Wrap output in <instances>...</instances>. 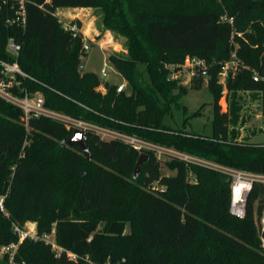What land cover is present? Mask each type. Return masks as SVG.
I'll return each mask as SVG.
<instances>
[{"label":"trees","instance_id":"1","mask_svg":"<svg viewBox=\"0 0 264 264\" xmlns=\"http://www.w3.org/2000/svg\"><path fill=\"white\" fill-rule=\"evenodd\" d=\"M21 5L24 23L17 19ZM61 8H100L104 24L126 38L127 57L109 61L130 94L79 69L82 38L63 28L55 15ZM9 38L20 46L17 56L7 51ZM186 54L207 64L211 135L162 120L185 94L168 73ZM14 60L27 75L17 76L19 96L38 92L46 107L72 119L264 174V144L234 140L229 125L238 108L221 110L217 82L221 65L236 61L235 89L258 93L264 115V0H0V61ZM201 77L191 89L201 86ZM22 117L0 97V245L18 241L14 223L33 221L39 237L54 231L62 251L56 255L50 243L26 237L12 264H264L254 220L259 184L239 218L229 211L231 178L213 166L175 159L166 162L175 174L164 175L155 149L102 139L92 128L83 131L87 160L79 147L61 144L73 136L72 126L30 117L28 138ZM142 152L147 157L134 176Z\"/></svg>","mask_w":264,"mask_h":264},{"label":"rangeland","instance_id":"2","mask_svg":"<svg viewBox=\"0 0 264 264\" xmlns=\"http://www.w3.org/2000/svg\"><path fill=\"white\" fill-rule=\"evenodd\" d=\"M56 14H58V18L62 22H68L69 19L71 20L72 18H78L76 20L80 22L81 29L84 31V34L91 40L102 42L103 47L95 44V42L92 44L90 43L87 54L81 59L83 68L80 70L90 71L97 74L100 81H107L115 85L124 84L126 93L130 94L131 88L128 86L126 80L123 79L115 66L109 61V58L112 55L120 58L127 57L128 50L126 46V38L104 24V12L102 9L87 8L76 11L61 9L56 10ZM190 57H192V55H185V64ZM231 66H234V69L230 70L231 73L230 75L228 74L229 77L227 76L224 84H221L222 90L220 92V98L218 101L222 111L228 110L233 104L237 105L238 118L236 122L230 123V134L234 140L238 142L264 144V115H262L260 112L261 98L259 94L254 91H239L235 89L236 78H234V76L237 70V64L234 65L231 63ZM102 69H106V76L101 75ZM190 71L191 70L189 68L182 69L181 65L169 66L168 79L175 80L176 84L180 87H184L186 91H184L185 94L179 101V107H177L175 104H172L170 107V112L165 115L162 120L164 124L170 128L211 135L212 94L209 90L210 86L207 85V77H201L203 79L201 86L196 89H191V82L193 79L198 77V75H191ZM254 77H257L258 79L256 73L253 74V79ZM228 78L230 79V84L226 85L227 80H229ZM217 82L219 83V81ZM100 87H98V90L105 92ZM183 107H185V112ZM194 112L196 113L192 114ZM24 125L27 132L26 136L29 138V128L25 122ZM90 126L100 138L107 140L112 139V133L108 132L110 129L100 127L95 124H90ZM26 136L25 138H27ZM28 141H30V139ZM156 153L157 158L161 162V174H175V170L168 168L166 166V162L175 159H182V154H179V152L173 148H160L159 151H156ZM193 159L195 162H200L215 167L216 169L223 172L226 175V178L229 179V174L225 172L224 169L230 167L214 164L210 161H204L194 157ZM153 186L156 185L153 184ZM21 227L26 231L30 230V228H33V230L36 232V222L26 221L21 225ZM53 238L54 237L51 235L49 240L53 241ZM1 246L2 245H0V247ZM52 251L54 254L58 255V250L55 247L52 248ZM5 256L6 255H4L0 250V264L6 263Z\"/></svg>","mask_w":264,"mask_h":264},{"label":"built area","instance_id":"3","mask_svg":"<svg viewBox=\"0 0 264 264\" xmlns=\"http://www.w3.org/2000/svg\"><path fill=\"white\" fill-rule=\"evenodd\" d=\"M17 19H21L22 23H24L25 19V12L23 5L20 6V9L18 11ZM55 15L58 17V14L55 13ZM78 18H72L68 22H60L62 23V26L65 30H69L72 32V34L75 35H81L82 38V53L80 55V60L84 58V56L87 54V50L90 47V43L98 44L100 47H103L102 42H96L94 40H91L88 38L84 31L81 29V26L79 27L75 20ZM240 36V33L237 34ZM7 51L17 56L18 51L20 49V46L12 39L9 38L6 45ZM234 57V54H233ZM231 63L235 65L236 61L230 60L227 62H224L220 70L218 72V81L220 84H224L230 70L234 69V66H231ZM83 66L80 63L79 69H82ZM181 68H189L191 75H199L202 77H207V64L204 59L192 56L187 60V63L184 62L181 64ZM27 76L19 67L16 60L12 62L7 61H0V97L16 106H18L22 112H23V120L27 124V121L30 117H40L45 116L51 119L60 120L63 123H65L68 127L72 126L74 129L78 128L82 131H85L88 128H91L90 124L81 121L72 119L71 117L63 114L62 112L52 110L45 106L44 97L42 94L35 92V93H26L23 96H19L17 93L14 92L13 88L18 87L20 85L19 80L17 79V76ZM101 75L106 76L107 71L106 69L101 70ZM258 76V75H257ZM257 77H254V80H256ZM102 90L104 88L101 86ZM125 89L124 84H119L116 87L117 92H121ZM108 132L112 133V139H120L123 142L127 143L128 145L132 146L136 150L141 151L142 149H149L153 148L156 151H159L161 147H157L154 145H151L141 139L125 135L122 133H118L115 131ZM29 144L28 140H25L23 143V147ZM166 149V148H161ZM182 154V153H179ZM182 160L187 162H194V163H200L195 162L192 156L182 154ZM197 160V159H195ZM225 172H227L231 178V184H230V206L229 211L231 214H233L236 217L243 218L245 215V209H246V201L248 194L253 189V186L255 184H259L262 188L261 192V198H260V204L256 201L255 202V212H254V220L255 225L258 230V236L261 242V245L264 246V174L262 173H254V172H245L238 169H231V168H225ZM0 209L3 210V197H0ZM35 229V228H34ZM13 230L18 235V241L14 243H10L8 245H2L0 247L1 252L4 255H7L6 263L5 264H12L13 262V255L18 247V244L26 237H30L32 239H43L46 243H50L52 248L55 247L58 250V253L62 251V249L57 246V244L54 241L49 240L51 235H54V231L50 234H44L41 237L37 235V233L33 230V228L28 231L24 230L19 224L14 223L13 224ZM68 256L70 258H75L74 254L68 253Z\"/></svg>","mask_w":264,"mask_h":264},{"label":"water","instance_id":"4","mask_svg":"<svg viewBox=\"0 0 264 264\" xmlns=\"http://www.w3.org/2000/svg\"><path fill=\"white\" fill-rule=\"evenodd\" d=\"M61 144L62 145H67V146H77L79 147L82 151H83V154L84 156L86 157L87 160L90 159V154H89V151L88 149L86 148V143H85V140L83 138V131L81 129H74L73 130V136L68 139V140H63L61 141ZM147 157V154L142 152L139 154L138 158H137V161H136V164L134 166V176L137 175V173L139 172L143 162L145 161Z\"/></svg>","mask_w":264,"mask_h":264},{"label":"crops","instance_id":"5","mask_svg":"<svg viewBox=\"0 0 264 264\" xmlns=\"http://www.w3.org/2000/svg\"><path fill=\"white\" fill-rule=\"evenodd\" d=\"M61 9H68V10H73V11H76V10H83V9H87V8H61ZM61 9H57V10H61ZM75 16V15H74ZM73 17V16H72ZM70 20V19H69Z\"/></svg>","mask_w":264,"mask_h":264}]
</instances>
